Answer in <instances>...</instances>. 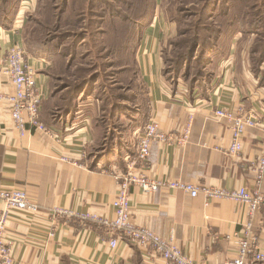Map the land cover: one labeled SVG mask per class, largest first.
Here are the masks:
<instances>
[{"label":"crops","instance_id":"crops-1","mask_svg":"<svg viewBox=\"0 0 264 264\" xmlns=\"http://www.w3.org/2000/svg\"><path fill=\"white\" fill-rule=\"evenodd\" d=\"M34 1L24 0L13 26L0 28V65L11 46L25 45V10ZM148 30L150 34L141 44L138 60L149 96L148 121L155 119L162 131L177 135L191 118L192 132L186 145L155 141L147 162L137 161L136 169L153 178L227 189L252 188L256 176L252 161L259 153L263 134L259 128H248L242 153L229 156L224 148L231 140L230 125L216 119L215 112L222 108L233 112L241 109L264 122L261 75H255L233 56V50L212 71L204 88L187 89L181 80L176 86L168 85L162 73L160 29L154 26ZM27 60L45 91L40 115L51 133L34 132L21 137L14 128L10 107L0 103V187L24 188L40 207L37 214H11L7 234L17 240L14 264H165L160 256L150 258L145 250L125 240L112 249L111 236L90 222L62 224L54 237L48 236V211L55 205L114 215L116 174L127 171L128 161L136 158L142 122L130 124L117 145L108 150L103 145L100 149L98 126L87 108L91 104L85 105L80 98L74 109L59 107L65 89L57 92L50 86V63L29 53ZM0 92H14L10 77L1 68ZM131 206L135 224L172 237L195 263L224 264L236 255L233 236L245 219L241 204L222 199L207 201L202 193L192 197L181 190L162 188L147 193L133 187ZM254 233L264 251V208L257 214Z\"/></svg>","mask_w":264,"mask_h":264},{"label":"rangeland","instance_id":"rangeland-1","mask_svg":"<svg viewBox=\"0 0 264 264\" xmlns=\"http://www.w3.org/2000/svg\"><path fill=\"white\" fill-rule=\"evenodd\" d=\"M4 1L0 0V22L10 23L14 17L11 26L24 0ZM206 1L67 0L68 9L61 13L63 0H35L25 10L26 48L30 55L50 63L52 88L70 86L62 94L72 92L76 84L87 83L77 100L82 98L85 105L91 104L87 108L91 109L88 110L98 126L100 149L104 145L108 150L109 146L117 145L119 137L131 128L130 124L141 121L143 130L148 122L149 96L138 60L141 44L151 27L160 29L159 37L155 34L160 44L162 73L168 85L174 86L179 79L186 83L187 89L191 88L192 80L198 78L201 82L233 50V56L255 75H261L257 71L264 68V63L261 65L264 0H211L209 12L212 11L213 18H208L207 10L204 11ZM13 7L15 16L4 15L3 12ZM200 18L204 20L202 25L206 24L210 30L201 31L193 61L189 66H181L177 79L178 61L198 31L196 25ZM234 26L239 28L236 34H231ZM218 28L225 34L217 42L213 37ZM204 42L218 44V59L210 61L212 57L203 50Z\"/></svg>","mask_w":264,"mask_h":264},{"label":"built area","instance_id":"built-area-1","mask_svg":"<svg viewBox=\"0 0 264 264\" xmlns=\"http://www.w3.org/2000/svg\"><path fill=\"white\" fill-rule=\"evenodd\" d=\"M27 50L23 45L11 46L2 61L0 68L7 74L14 92H0V103L10 107V115L21 137L34 132L50 134L51 129L41 119V106L45 97L44 89L36 80V70L27 60ZM216 119L226 120L231 129V140L224 152L229 156H239L243 151V138L248 128H259L263 134L259 153L252 161V169L256 173L252 188H220L198 185L192 182L149 177L143 170L136 169L137 161L146 163L150 157L152 145L159 141L168 145H186L192 132V119L188 120L182 131L175 135L162 131L155 119H150L139 137L135 159H130L127 171L116 174L118 192L113 202L114 215L82 212L72 207L55 205L48 211L50 228L48 236L54 237L60 225L69 222L93 223L110 237V246L116 249L120 240L136 244L145 250L148 257L160 256L165 264H198L188 257L172 237L166 238L148 226H140L133 222L131 214L132 188L138 187L143 192H157L162 188L181 190L197 197L202 193L207 201L222 199L241 204L245 207V219L241 230L234 234L236 255L224 264H250L264 262L258 237L254 233L257 214L264 208V122L258 116L241 111L218 109ZM64 160H68L64 158ZM76 162H74L75 164ZM40 207L24 188L0 187V264H14V249L17 240L7 234V224L12 212L28 211L37 214ZM231 238V236H229Z\"/></svg>","mask_w":264,"mask_h":264},{"label":"trees","instance_id":"trees-1","mask_svg":"<svg viewBox=\"0 0 264 264\" xmlns=\"http://www.w3.org/2000/svg\"><path fill=\"white\" fill-rule=\"evenodd\" d=\"M7 2L6 0L3 2L5 3ZM207 3L205 4L204 6V11L207 10V13L206 15L208 16V18H210V16H212V18L214 17L212 14V11L209 12V9H211L212 5L210 6V3H211V0L209 1H206ZM16 3V1H15ZM62 10H61V13H64L67 9H68V2L67 0H63L62 2ZM15 7H13V9L11 11H5L3 12L4 15H11V16H15V13H16V9ZM231 13H234V10H231ZM11 16H8L9 18H11ZM14 20V17H12L9 21L10 23L7 21V23L5 22H0V27L4 28V29H8V28H11L13 25L10 26V24H12ZM204 22V20L202 21V18L199 19V22L198 24L196 25L198 27V31L196 32L195 35L192 36L191 40H189V46L186 50V52L184 54H182V58L179 59L178 61V66L176 67V77L177 79L179 78L180 75H178V71L179 69H181L182 67L181 66H189L190 63L193 61V57H194V52L196 51V48L197 46H199L198 44H200V39H201V31L203 30H210L206 24H203L202 23ZM248 23H244V25H247ZM240 26V25H239ZM242 28V26H240ZM212 29V27H210ZM239 27H233L231 30H230V33L233 34L235 33L236 34V30L238 29ZM219 30L216 31L217 35H215V37H213L214 39L217 38V42L218 40L220 39V37H222V35L225 34V32H223V30H221V28H218ZM243 29V28H242ZM213 32H215V30H213ZM210 36H211V31H210ZM220 34V35H219ZM201 35V36H200ZM219 35V36H218ZM210 38V37H209ZM218 45V44H217ZM217 45L215 46V44L212 45L211 42H204L203 44V50L206 49V53L209 54V56H211L212 58L210 59V61H215V58H218L217 55V52H218V47ZM24 47L26 48V42H25V45ZM27 50V48H26ZM28 52V50H27ZM262 56H264V47L262 48ZM264 63L261 62V65ZM259 73H261V78H260V84L264 86V68H259V70L257 71ZM212 74V72H211ZM211 74L208 73V76L205 77V78H202L201 82H199L200 80H198V78H196L195 80H192L191 82V89L195 88V87H202L204 88L205 86H207L208 84V81H209V78L211 77ZM176 79V78H175ZM179 80V79H178ZM195 81V82H194ZM177 82H175L176 84ZM206 83V84H205ZM86 82H81L79 84H76L74 85V88L72 90V92H68V94H62L61 97L59 98L60 101V105L59 107H62V109H74L75 107H77L76 104H78V100H77V95L80 91H84L85 88H86ZM70 86H63L62 88H58L57 89V92L60 90V89H68Z\"/></svg>","mask_w":264,"mask_h":264},{"label":"bare ground","instance_id":"bare-ground-1","mask_svg":"<svg viewBox=\"0 0 264 264\" xmlns=\"http://www.w3.org/2000/svg\"><path fill=\"white\" fill-rule=\"evenodd\" d=\"M19 21V20H18Z\"/></svg>","mask_w":264,"mask_h":264}]
</instances>
